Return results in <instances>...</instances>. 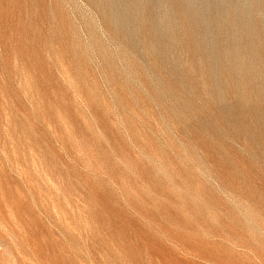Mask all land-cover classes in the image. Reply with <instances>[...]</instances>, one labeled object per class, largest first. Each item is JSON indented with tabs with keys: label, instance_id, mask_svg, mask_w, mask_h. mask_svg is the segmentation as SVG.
<instances>
[{
	"label": "rangeland",
	"instance_id": "obj_1",
	"mask_svg": "<svg viewBox=\"0 0 264 264\" xmlns=\"http://www.w3.org/2000/svg\"><path fill=\"white\" fill-rule=\"evenodd\" d=\"M263 64L264 0H0V264H264Z\"/></svg>",
	"mask_w": 264,
	"mask_h": 264
},
{
	"label": "bare ground",
	"instance_id": "obj_2",
	"mask_svg": "<svg viewBox=\"0 0 264 264\" xmlns=\"http://www.w3.org/2000/svg\"><path fill=\"white\" fill-rule=\"evenodd\" d=\"M253 10V9H252ZM255 11V10H254ZM253 12V11H252ZM255 14V13H254ZM258 16V15H257ZM262 16V15H261ZM159 17V16H158ZM215 19V18H214ZM161 20V19H160ZM162 21V20H161ZM161 21H160V23H161ZM183 21V20H182ZM247 22V21H246ZM182 23V22H181ZM239 24V23H238ZM251 24V23H250ZM244 25H245V23H244ZM234 26V25H233ZM168 27V26H167ZM236 27H238V25L236 26ZM253 27V26H252ZM165 28V27H164ZM236 29V28H235ZM256 29V28H255ZM254 29V30H255ZM233 31V30H232ZM255 32V31H254ZM250 34V33H249ZM237 36V35H236ZM238 36H240V35H238ZM236 39V38H235ZM237 41V40H236ZM241 41V40H240ZM231 42V41H230ZM236 43V42H235ZM231 44V43H230ZM247 45V44H246ZM249 47V46H248ZM240 48V47H239ZM262 52V51H261ZM228 53V52H227ZM229 55V54H228ZM226 57V56H225ZM234 57V56H233ZM234 59H236V58H234ZM234 61H237V60H234ZM229 62V61H228ZM232 62V61H231ZM235 64H236V62H235ZM243 65H244V63H243ZM243 65H241V67L243 66ZM264 65V64H263ZM245 66V65H244ZM260 66V65H259ZM262 66V65H261ZM260 66V68H262ZM255 67V66H254ZM240 69V68H239ZM263 70H264V68H263ZM232 71V70H231ZM261 71V70H260ZM221 72V71H220ZM240 73V72H239ZM246 73V72H245ZM241 74V73H240ZM245 76V75H244ZM234 77V76H233ZM261 78V77H260ZM232 82H233V80H232ZM243 82V81H242ZM228 83V82H227ZM262 83V82H261ZM221 84V83H220ZM225 84V83H224ZM237 84V83H236ZM263 84V83H262ZM241 85V84H240ZM243 85H244V83H243ZM222 87V86H221ZM241 87V86H240ZM262 87V86H261ZM264 87V86H263ZM247 89V88H246ZM238 92V91H237ZM258 92H259V90H258ZM247 93V92H246ZM252 93V92H251ZM234 94V93H233ZM260 94V93H259ZM224 97V96H223ZM250 98H252V97H250ZM225 99V98H224ZM248 99V98H247ZM240 101V100H239ZM248 101V100H247ZM259 101V100H258ZM249 102V101H248ZM255 102V101H254ZM246 107V106H245ZM236 111L237 112H241V111H244V107H242V105L240 104V105H237V107H236Z\"/></svg>",
	"mask_w": 264,
	"mask_h": 264
}]
</instances>
